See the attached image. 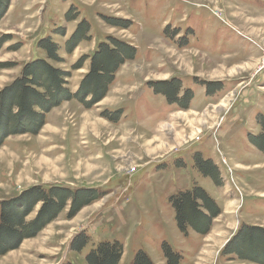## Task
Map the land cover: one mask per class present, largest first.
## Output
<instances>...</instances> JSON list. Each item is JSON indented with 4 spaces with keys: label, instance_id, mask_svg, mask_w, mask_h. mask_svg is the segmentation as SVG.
<instances>
[{
    "label": "rangeland",
    "instance_id": "1",
    "mask_svg": "<svg viewBox=\"0 0 264 264\" xmlns=\"http://www.w3.org/2000/svg\"><path fill=\"white\" fill-rule=\"evenodd\" d=\"M83 23L84 38L69 50ZM48 39L60 61L41 47ZM111 40L134 57L101 101H64L37 134H11L0 146V202L33 188L99 198L72 215L68 201L0 264H89L107 243L122 247L118 264H134L139 252L153 264H259L222 253L243 226L264 229V152L255 145L264 132V0H8L0 7V91L46 60L69 74L75 94ZM173 80L176 103L154 87ZM195 188L220 212L205 235L182 232L170 203Z\"/></svg>",
    "mask_w": 264,
    "mask_h": 264
},
{
    "label": "trees",
    "instance_id": "2",
    "mask_svg": "<svg viewBox=\"0 0 264 264\" xmlns=\"http://www.w3.org/2000/svg\"><path fill=\"white\" fill-rule=\"evenodd\" d=\"M3 3L7 5L8 0H0V7ZM83 27L87 31L86 24L83 23L70 39L69 50L84 38L81 30ZM111 44L112 48L108 44H101L91 57L90 71L75 94L67 88L66 78L69 74L50 65L46 60L27 64L21 77L0 91V146L11 134H37L45 125L46 114L64 101L76 99L87 107L101 101L106 96L108 86L114 81L118 68L134 57V50L125 43L111 40ZM41 47L51 60L60 61L57 47L51 44V40H44ZM88 59H81L76 69L83 66ZM206 85L209 91L215 84ZM154 87L169 101L176 103L179 94V83L176 80L155 84ZM187 94L191 95L190 92ZM255 140V145L264 152V132ZM202 166L210 165L205 162ZM98 198L95 190H79L73 193L64 188H53L48 192L33 188L15 200L0 202V257L17 249L23 240L35 237L46 224L58 216L68 201H71L72 215ZM39 203L41 208L36 219L27 224L26 217ZM170 203L176 210L177 224L184 233L190 226L201 235L207 234L211 221L220 213L215 202L200 188L174 196ZM235 243L239 245H234V250L232 248ZM229 245L224 248L223 256L237 254L241 260L264 264V229L243 226L230 247ZM169 250L168 247L166 255L171 263L177 258ZM121 254L122 247L118 243H107L100 245L87 260L89 264H118ZM134 264L153 263L146 254L139 252Z\"/></svg>",
    "mask_w": 264,
    "mask_h": 264
},
{
    "label": "crops",
    "instance_id": "3",
    "mask_svg": "<svg viewBox=\"0 0 264 264\" xmlns=\"http://www.w3.org/2000/svg\"><path fill=\"white\" fill-rule=\"evenodd\" d=\"M224 247V244H222L220 247H219V251ZM218 251V252H219Z\"/></svg>",
    "mask_w": 264,
    "mask_h": 264
}]
</instances>
